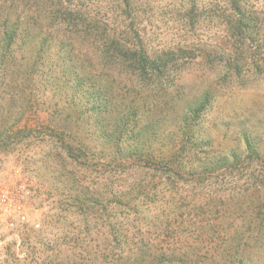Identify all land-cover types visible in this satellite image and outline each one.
<instances>
[{
	"label": "rangeland",
	"instance_id": "1",
	"mask_svg": "<svg viewBox=\"0 0 264 264\" xmlns=\"http://www.w3.org/2000/svg\"><path fill=\"white\" fill-rule=\"evenodd\" d=\"M62 1L117 32L130 27L131 41L148 55L165 58L171 71L157 89L141 95L130 82L122 84L123 90L113 84L111 111L101 114L86 112L91 105L60 92L59 70L50 72L51 82L42 76L49 74L46 69L40 74L36 102L15 129L28 126L33 132L0 138V186L16 188L31 207V222L0 244V264H98L95 248L108 226L102 227L96 212L85 213L75 200L84 187L91 196L111 190L112 175L101 164L104 169L109 165L112 151L101 128L111 127L132 105L139 121L151 129L155 142L150 146L168 152L189 106L196 103L205 108L189 123L200 153L191 162L235 156L237 163L214 177L180 186L185 202L183 218L174 225L176 238L180 244L188 238L204 264H264V66L259 63L257 69L252 63L264 58V0H251L248 8L263 25L241 71L228 69V56L219 51L231 45L223 0H202L201 18L194 26L174 0H145L136 8L134 22L116 0ZM190 46L218 52L204 62L177 61L180 49ZM8 107L0 110V125L2 120L15 124L16 112L27 108L22 103L11 106L10 117ZM163 208L161 201L150 216L163 215Z\"/></svg>",
	"mask_w": 264,
	"mask_h": 264
},
{
	"label": "trees",
	"instance_id": "2",
	"mask_svg": "<svg viewBox=\"0 0 264 264\" xmlns=\"http://www.w3.org/2000/svg\"><path fill=\"white\" fill-rule=\"evenodd\" d=\"M144 1L116 0L117 8L133 22L136 8ZM174 1L181 3L185 18L194 26L201 18L202 0ZM223 2L231 45L219 51L228 56V69L241 71L248 65V52L259 42L257 33L263 23L248 10L251 0ZM131 30L127 26L117 32L108 22L91 19L79 6L62 0H0V110L6 104V114L12 117L11 106L22 103L27 107L16 112L15 124L9 126L8 121L2 120L0 138L5 141L33 132L28 126L18 128L16 133L15 129L26 109L35 104L40 74L45 69L49 74L42 76L48 82L52 79L50 72L59 70L60 92L66 93L68 99L80 98L91 105L86 112L97 114L111 111L113 84L122 87L130 82L137 95L157 89L170 74V62L152 57L134 44ZM179 52L177 61L195 63L209 60L218 50L208 52L190 46ZM254 60L257 69L264 66V58ZM204 108L198 103L189 106L179 136L168 152L150 146L155 142L149 136L151 129L139 121L132 105L111 127L101 128L112 151L109 165L104 169L101 164L102 170L112 175L111 190L91 196L84 187L81 197L75 200L85 213L95 211L102 227L108 226L107 235H102L95 248L98 264H204L196 258L188 238L182 244L176 238L174 225L183 218L180 211L185 202L180 197V186L214 177V173L227 171L237 163L235 156L197 165L191 162L200 153L189 123L191 116L202 113ZM246 144L251 151L249 137ZM68 155L74 158L73 149ZM161 201L166 209L163 215L151 217Z\"/></svg>",
	"mask_w": 264,
	"mask_h": 264
},
{
	"label": "built area",
	"instance_id": "3",
	"mask_svg": "<svg viewBox=\"0 0 264 264\" xmlns=\"http://www.w3.org/2000/svg\"><path fill=\"white\" fill-rule=\"evenodd\" d=\"M31 222V207L16 188L0 186V244L6 236Z\"/></svg>",
	"mask_w": 264,
	"mask_h": 264
}]
</instances>
